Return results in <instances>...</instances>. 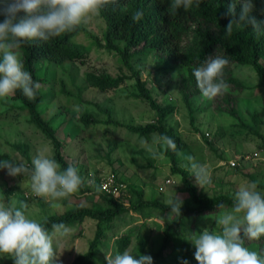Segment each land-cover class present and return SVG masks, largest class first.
<instances>
[{
  "label": "rangeland",
  "instance_id": "374dc122",
  "mask_svg": "<svg viewBox=\"0 0 264 264\" xmlns=\"http://www.w3.org/2000/svg\"><path fill=\"white\" fill-rule=\"evenodd\" d=\"M85 25L98 36L105 29L104 21L98 16L92 17ZM74 39L85 46H90L92 42L85 33L76 35ZM16 51L20 56V52ZM162 59L161 54L152 53L136 56L132 61L133 67L140 69L146 86L158 103L175 105V110L167 116L165 123L185 143V149L178 160L179 167L187 172L198 189L210 196L226 194L235 198L240 184L256 181L259 182L258 191L263 193L264 84L258 83L255 71L250 66L232 65L233 76L245 87L243 94L236 97L238 117H233L218 111L215 99L207 100L202 95H196L188 102L184 100L179 91L183 69L178 64H168ZM261 62L264 65V56ZM45 63L48 64L40 61L34 65L37 75L46 77L40 83L43 101L38 109L47 120L53 114L57 115L53 125L57 128L56 137L62 144L61 155L78 170L84 183L79 192L55 201L58 206L52 207L44 198L34 194L28 176L13 177L8 175L7 169H0V202L8 206L15 203L16 207L26 202V216L38 222L48 215L62 213L76 206L99 207L101 192L111 196L101 190V180L111 176L114 185L120 189H128L129 185L143 189L146 199L167 203L177 195L183 201L182 206L192 204L191 197L184 190L181 175L171 172V161L164 155L161 144L157 143L158 135L141 136L126 127L106 122L113 119L124 124L140 125L155 120L156 113L149 105L132 96L135 92L134 79L127 77L121 86L106 92L85 87L84 74L87 71L102 70L113 76L119 73L130 74L129 70L121 66L116 55L105 49H93L84 63L66 62L60 67H47ZM83 86L85 88L80 92L79 87ZM19 106L18 100L0 99V161H12L32 168L31 161L39 152L52 158L55 154L54 146L39 129L28 122V115L20 112ZM103 108H109L110 115L102 111ZM85 113L94 115L98 122L83 128L75 118ZM13 143L25 144L28 158L20 149L13 147ZM188 155L209 166L213 181L211 185L204 188L197 185L195 177L184 167L188 163L185 159ZM231 161L234 162L233 166L230 165ZM165 179L170 180L168 186H164ZM162 186L163 190H160ZM231 210L222 209L204 219L198 217V231L192 229L190 232V220L186 218L181 231L184 237L173 239L159 256L155 253L161 248L163 230L177 215L170 217L171 210L151 208L152 217L148 218L147 225H155L151 232L153 236L144 251L140 245H135L141 217L136 216L135 212L120 215L115 218L114 226L106 230V238L98 249L96 264H107V255L114 257L118 254L115 240L125 233H130L132 237L126 250L136 258L150 255L153 264H183L185 260L188 264H198L193 235L209 228L219 233L221 229L216 220ZM68 227V236L54 238L56 264H71L76 255L87 250L94 236L95 221L86 218ZM146 229L140 228L141 235L146 234ZM247 248L258 252L256 244ZM10 261L11 257L0 254V264H9Z\"/></svg>",
  "mask_w": 264,
  "mask_h": 264
},
{
  "label": "trees",
  "instance_id": "16d2710c",
  "mask_svg": "<svg viewBox=\"0 0 264 264\" xmlns=\"http://www.w3.org/2000/svg\"><path fill=\"white\" fill-rule=\"evenodd\" d=\"M231 3L232 0H202L198 8L193 6L185 11L181 7L176 10L175 14H170L171 0H163V2L162 0H120L119 5L107 6L98 15L105 23V29L101 36L96 35L85 24H82L74 31L51 38L49 41L37 39L23 43L17 49L20 52L25 70L30 72L33 80L39 84L44 82L46 77L37 75L35 63L44 61L48 63H45L47 67H60L66 62L74 61L84 63L90 57L93 49H105L113 53L119 59L121 66L130 71L129 75L119 73L115 76L102 70L98 72L87 71L84 74V84L85 87H93L106 92L121 86L127 77L134 79L135 92L132 96L136 99H142L149 105L151 110L156 113L155 120L140 125L124 124L113 119H108L106 122L126 127L141 136L156 134L161 137L167 135L176 143L175 151L168 149L167 151L164 150L163 153L171 161V172L181 175L185 184L184 190L191 197L192 204L182 206L181 215L177 216L163 230L161 248L155 253L157 256L173 239L184 237L181 235V231L186 218L190 220L188 223L190 232L192 229L198 231L200 227L196 223L198 217L204 219L222 209H232L235 198L226 194L213 196L206 194L198 189L189 179L187 172L179 167L178 160L180 153L185 149V143L173 128L168 127L165 123L167 116L175 110V105L158 103L146 86L140 69L133 67L132 60L136 56L142 57L157 53L163 56L162 60L166 63H175L181 66L184 74L180 78L179 91L182 98L188 102L192 97L202 95L193 75V69L203 65L209 56L220 55L227 58L229 63L224 68L223 78L228 88L224 94L215 98V107L218 111L238 117L235 107L236 97L243 94L245 87L233 76L232 65L250 66L257 75L258 83L264 84V65L261 62L264 56V30L258 34L248 24L234 23L232 34L226 35V26L232 19L226 15V12ZM254 4L253 15L258 20H264V15L260 11L264 9V0H254ZM240 9L241 5L238 4L237 13ZM137 11H142L143 17L139 21H134L132 16ZM23 15L24 13L21 12L18 17ZM4 18V15H0V22ZM81 33H85L88 38L92 39L90 46L75 41L74 37ZM85 87H79L80 92ZM10 98L18 100L20 103L18 108L20 112H25L28 115V122L52 142L55 151L52 158L60 164L61 171L65 170L69 164L61 155L62 144L56 137L57 128L53 125L57 115L53 114L51 119L47 120L38 109L43 101L41 87L37 91L34 101L25 97L20 90H17L15 96ZM102 111L110 113L109 108H103ZM75 121L85 128L95 125L98 119L91 113H85L76 117ZM13 147L20 149L21 153L28 158L25 144L13 143ZM262 187V194H264V185ZM155 207L163 211L171 210L168 203H162L156 199H146L143 189L129 185L128 189H123V195L120 197L107 196L101 192L99 207L76 206L62 213L48 215L38 222L51 232L54 223L62 222L69 226L81 223L86 218L94 220L95 232L88 243L87 250L76 255L71 264H96L98 249L106 238V230L114 226L116 217L123 214L135 212L136 216L141 217L139 228L137 227L135 245H140L141 250L144 251L153 236L151 232L155 224L147 225V220L152 217L151 208ZM140 228H147L145 235L143 233L141 235ZM209 231H213V228H209ZM131 241L130 233L117 237L115 240L116 252L123 253ZM251 244L258 246L257 253L262 257L264 236L259 240L249 241L246 239L244 246L247 247ZM9 264H14L13 259Z\"/></svg>",
  "mask_w": 264,
  "mask_h": 264
},
{
  "label": "clouds",
  "instance_id": "9594fccd",
  "mask_svg": "<svg viewBox=\"0 0 264 264\" xmlns=\"http://www.w3.org/2000/svg\"><path fill=\"white\" fill-rule=\"evenodd\" d=\"M201 3L202 0H171L169 12L175 14L181 7L188 11L193 6L198 8ZM119 4L120 0H0V15L5 17L0 22V99L13 97L20 90L34 101L41 87L25 70L16 51L23 43L37 39L46 42L72 32L98 16L105 7ZM238 4L241 5L239 13ZM254 10V0H232L226 12L232 19L226 26L225 34H232L234 23L248 24L258 34L264 30V20H258L253 15ZM260 11L264 15V9ZM21 12L24 15L18 17ZM142 17L143 12L137 11L132 19L139 21ZM228 63L223 56H209L203 65L193 69L203 98L213 100L227 90L223 77ZM157 143L165 151H175L177 147L167 135L159 137ZM185 159L188 163L184 167L195 177L197 185L204 188L212 184V173L207 164L200 163L192 155ZM31 163L33 167L29 168L25 164L0 161V169H7L9 176H28L34 194L44 198L52 207L58 206L55 201L79 192L84 183L74 166L69 165L61 171L60 164L44 152H39ZM258 183L240 184L232 210L224 212L216 220L221 229L219 233L205 229L193 235L198 264H264V257L244 246L246 239L259 240L264 236V194L258 191ZM167 203L171 209L170 217L181 215L183 201L180 197L176 195ZM27 209L26 202H21L20 207H16L15 203L8 206L0 202V254L11 257L14 264H56L54 238L68 236L69 227L62 222L54 223L49 233L40 222L26 216ZM107 264H153V258L150 255L136 258L125 250L114 257L107 255ZM183 264L188 262L185 260Z\"/></svg>",
  "mask_w": 264,
  "mask_h": 264
},
{
  "label": "built area",
  "instance_id": "2783aa9c",
  "mask_svg": "<svg viewBox=\"0 0 264 264\" xmlns=\"http://www.w3.org/2000/svg\"><path fill=\"white\" fill-rule=\"evenodd\" d=\"M230 165H234V162L231 161ZM170 183L169 179L164 180V186H168ZM101 190L108 192L113 197H120L123 195V189H120L118 186L114 185L113 178L109 176L108 178H103L100 183ZM160 190H163V186L160 187ZM122 191V192H121ZM122 193V194H121Z\"/></svg>",
  "mask_w": 264,
  "mask_h": 264
}]
</instances>
